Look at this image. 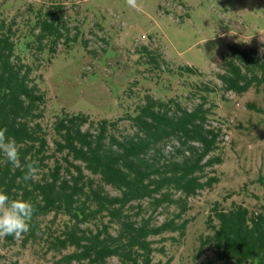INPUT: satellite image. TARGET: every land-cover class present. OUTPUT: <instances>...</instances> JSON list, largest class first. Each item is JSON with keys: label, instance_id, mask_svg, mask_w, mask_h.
<instances>
[{"label": "trees", "instance_id": "16d2710c", "mask_svg": "<svg viewBox=\"0 0 264 264\" xmlns=\"http://www.w3.org/2000/svg\"><path fill=\"white\" fill-rule=\"evenodd\" d=\"M62 37L60 20L51 12L39 13L27 40L16 39L14 22L0 16V128L17 141L22 163L35 160L40 169L35 181L24 183L23 172L0 153V190L37 209L21 244L43 243L60 255L52 264H107L113 257L119 264H154L155 252L165 254L157 243L185 238L190 199L219 182L209 170L223 162L212 155L220 130L208 126L204 102L190 110L178 100L151 95L127 115L129 128L122 129L124 118L94 121L85 113H63L50 127L44 125L47 95L37 73L42 55L47 50L54 55ZM181 71L200 74L190 66ZM217 76L226 92H258L264 86V60L256 49L230 45ZM249 108L264 114L256 105ZM169 140L177 142L170 155L164 152ZM48 216L52 223L65 218L63 225H43ZM160 216H166L162 222ZM213 216L217 222H208L212 233L200 237L196 259L210 252L202 264H264V205L251 211L217 203ZM2 240L7 246L16 242L11 236ZM2 258L0 264H19Z\"/></svg>", "mask_w": 264, "mask_h": 264}, {"label": "rangeland", "instance_id": "374dc122", "mask_svg": "<svg viewBox=\"0 0 264 264\" xmlns=\"http://www.w3.org/2000/svg\"><path fill=\"white\" fill-rule=\"evenodd\" d=\"M137 3L138 8H131L127 0H0V16L7 24L14 22L16 39L26 40L39 13L51 12L60 20L63 37L54 55L48 50L42 55L44 62L37 73L47 95L43 123L48 127L63 113H85L94 121L125 119L134 115L146 95L178 100L190 110L204 102L208 126L220 130L219 148L212 155L223 162L209 170L219 182L190 199L185 238L157 243L165 254L153 255L154 264L168 260L171 264H202L212 254L205 252L198 259L195 255L200 237L212 233L208 222H217L213 216L217 203L222 209L243 205L251 211L264 205V114L249 108L253 104L264 109V86L258 92L253 88L236 95L224 91L217 76L223 72L230 45L256 49L264 60V0ZM26 56L31 59L30 54ZM186 66L200 74L182 72ZM121 125L129 128L130 122L125 119ZM175 145V140H169L164 152L170 155ZM173 212L171 208L169 215ZM64 220L52 223L48 216L42 223L60 228ZM172 235L177 237L166 234ZM0 256L2 263L19 264H52L60 258L43 243L22 246L20 239L8 246L2 240ZM107 264H119V260L113 257Z\"/></svg>", "mask_w": 264, "mask_h": 264}, {"label": "clouds", "instance_id": "9594fccd", "mask_svg": "<svg viewBox=\"0 0 264 264\" xmlns=\"http://www.w3.org/2000/svg\"><path fill=\"white\" fill-rule=\"evenodd\" d=\"M131 8H138L137 0H127ZM7 128H0V153L13 167L20 169L23 176L22 182L35 181L39 176L38 161L22 163L20 147L13 137L7 135ZM37 209L27 200L11 199L9 195L0 190V238L13 237L19 240L29 233L32 228V220Z\"/></svg>", "mask_w": 264, "mask_h": 264}]
</instances>
